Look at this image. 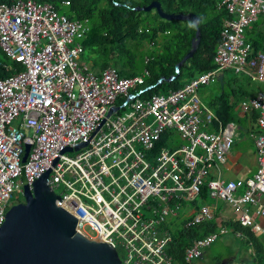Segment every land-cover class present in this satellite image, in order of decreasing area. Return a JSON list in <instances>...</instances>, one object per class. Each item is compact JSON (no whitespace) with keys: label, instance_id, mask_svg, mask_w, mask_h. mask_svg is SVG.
Here are the masks:
<instances>
[{"label":"built area","instance_id":"obj_1","mask_svg":"<svg viewBox=\"0 0 264 264\" xmlns=\"http://www.w3.org/2000/svg\"><path fill=\"white\" fill-rule=\"evenodd\" d=\"M218 8L227 17L216 67L184 87L150 94L149 70L122 76L108 66L97 73L83 59L88 18L72 19L47 1L0 3V48L23 66L0 78V228L25 181L33 188L50 170L47 183L61 197L58 205L77 217V230L110 244L124 264H180L169 251L168 216L180 218L193 202L184 226L216 218L217 206H197L199 197L224 200L237 225L264 234V91L239 107L258 159L246 179H226L221 169L237 122L220 121L198 92L225 69L264 82V51L254 53L246 38L264 0H222ZM233 227L220 225L191 242L184 264H196L230 231L244 235Z\"/></svg>","mask_w":264,"mask_h":264},{"label":"trees","instance_id":"obj_2","mask_svg":"<svg viewBox=\"0 0 264 264\" xmlns=\"http://www.w3.org/2000/svg\"><path fill=\"white\" fill-rule=\"evenodd\" d=\"M14 1L16 0H0V3ZM38 1L53 3L61 13L72 19L88 18L89 31L83 40V59L87 62L92 61L91 67L97 73L108 66L116 67L122 76H134L146 69L149 70L146 86L155 85L149 91L150 94L159 93L165 84L170 89H179L187 75L192 81L216 67L214 57L227 17L226 11L218 8L222 0H158L166 12H193L200 18L198 26L201 29V41L198 49L179 70L177 64L191 49L197 26L188 20L163 19L155 9L150 11L135 9L138 6H147L153 0H69V5H63L64 0ZM246 38L252 42L254 53L264 51V32L258 33L254 38L247 36ZM144 40L153 45L155 50L149 56L139 59L137 51L142 48ZM2 52L5 57L0 58V78L23 69L20 62L9 58L3 50ZM172 76L176 77L166 81ZM161 78L165 80L158 83ZM225 80L226 77L224 83ZM218 84L221 89L219 80ZM254 94L240 87H233L230 94L222 88L220 95L212 99L211 104L223 123L235 121L246 125L247 116H241L236 112L237 101L232 100V97L240 95L243 98ZM203 190V193H206V188ZM218 216L203 224L183 226L174 232L169 251L177 261L184 264V252L191 242L224 225L235 226L243 234L248 235L249 239L244 241L255 249L254 264H264V244L258 236L249 228L240 227L234 221H219Z\"/></svg>","mask_w":264,"mask_h":264},{"label":"water","instance_id":"obj_3","mask_svg":"<svg viewBox=\"0 0 264 264\" xmlns=\"http://www.w3.org/2000/svg\"><path fill=\"white\" fill-rule=\"evenodd\" d=\"M135 9H155L163 19L194 23L197 30L191 49L177 64L178 70L194 56L201 41L200 18L196 13L166 12L158 0ZM218 79L224 88V74L220 73ZM162 80L165 78L158 82ZM84 145L86 143L78 147ZM29 149L30 145H27L23 161H26ZM65 150H72V147ZM49 173L50 170L36 179L33 188L25 181L24 200L9 203L6 220L0 228V264H124L110 244L77 230V217L58 205L61 197L47 183Z\"/></svg>","mask_w":264,"mask_h":264},{"label":"rangeland","instance_id":"obj_4","mask_svg":"<svg viewBox=\"0 0 264 264\" xmlns=\"http://www.w3.org/2000/svg\"><path fill=\"white\" fill-rule=\"evenodd\" d=\"M152 21H154L152 19ZM264 32V13L260 14L257 21L252 23L248 27V32L246 33V36L248 38H254L258 33ZM155 50L154 46L148 43L147 40H144L142 48L137 51L138 58H144L146 56H149L153 51ZM5 55L0 49V58H4ZM92 61L88 62L89 65ZM221 73L224 74V77H226L224 88L226 91H228L230 94L232 93L233 87H240L243 90H248L251 94L255 93L258 90H264V82H259L257 80L252 79L248 75H238L236 74L232 69H227L226 71H221ZM190 76H186L184 80H182V84L184 87L187 83L191 81ZM218 78L214 77L212 81H210L207 84H202L199 87V94L203 100V102L209 106L214 111V106L211 104L212 99L215 97H218L222 91V88L220 89V85L218 84ZM180 87V88H181ZM170 90V87L165 84L164 87L160 88L158 91L159 93H167ZM246 97L237 96L232 97V100L237 101L236 105V112L239 114L240 112L239 107L240 103L245 99ZM125 111V110H124ZM246 126L243 125V128L237 129L238 135L240 132L243 133V135H246ZM24 200V196L22 193H15L12 200ZM206 200H203L201 197L197 199L196 205L200 206L204 201L209 203L211 206H217L216 215H220L221 213H224L226 216L231 214V209L228 207L227 202L220 198H211L207 196L205 198ZM195 206V203L189 202L185 208L181 211L180 218H176L173 216H168V225L171 228L172 231L176 232L178 228H183L185 225L184 219L182 215L189 211V208ZM227 208V209H225ZM219 217V216H218ZM230 229L234 228L233 226H228ZM88 231L90 233H94L90 228H88ZM258 238L263 242L264 244V234H260ZM244 239H249L247 236L238 237L236 236L232 231L229 233L222 235L219 237L211 246H209L205 250V255L203 258L198 259L196 261V264H213L216 261L223 260L224 262H229V264H254V253L255 249L253 246L248 245ZM123 253V252H122ZM120 253V257H121ZM221 260V261H222Z\"/></svg>","mask_w":264,"mask_h":264},{"label":"crops","instance_id":"obj_5","mask_svg":"<svg viewBox=\"0 0 264 264\" xmlns=\"http://www.w3.org/2000/svg\"><path fill=\"white\" fill-rule=\"evenodd\" d=\"M238 111L240 112L239 115L244 116L241 113L240 108ZM247 122L246 125L237 122V126H238L237 129L243 128V125L246 126L245 127L246 135H243L242 132H240V134L238 135V133L236 132L237 136L235 143L228 152L226 163L221 166L223 176L226 179H246L248 177L253 176V174L257 171V167H258L257 149H256L255 141L249 135L250 125H249L248 117H247ZM228 207L230 208L229 204ZM189 214H191V212H189ZM232 216H233V212L231 211V214H229L228 216H226L224 213H221V216L219 215L218 218L220 221H233L231 219ZM243 236L247 237L248 235L244 234Z\"/></svg>","mask_w":264,"mask_h":264},{"label":"flooded vegetation","instance_id":"obj_6","mask_svg":"<svg viewBox=\"0 0 264 264\" xmlns=\"http://www.w3.org/2000/svg\"><path fill=\"white\" fill-rule=\"evenodd\" d=\"M205 255V254H204ZM204 255H203V257H204ZM202 257V258H203ZM222 260V259H221ZM221 260H219V261H216L215 263H213V264H229V262H224L223 260L221 261Z\"/></svg>","mask_w":264,"mask_h":264}]
</instances>
